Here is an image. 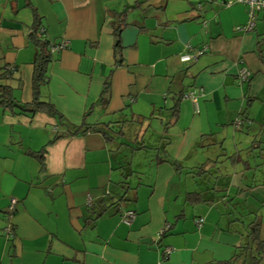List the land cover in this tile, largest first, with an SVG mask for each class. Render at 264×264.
Masks as SVG:
<instances>
[{
  "label": "crops",
  "instance_id": "1",
  "mask_svg": "<svg viewBox=\"0 0 264 264\" xmlns=\"http://www.w3.org/2000/svg\"><path fill=\"white\" fill-rule=\"evenodd\" d=\"M222 1L29 0L46 38L68 42L40 88L61 119L0 106V264H250L251 223L264 242V14L241 32L247 6ZM27 3L0 0V59L21 104L36 55ZM188 45L209 49L186 64ZM243 67L252 77L240 85ZM199 89L196 113L184 95ZM239 117L251 124L235 129Z\"/></svg>",
  "mask_w": 264,
  "mask_h": 264
},
{
  "label": "trees",
  "instance_id": "2",
  "mask_svg": "<svg viewBox=\"0 0 264 264\" xmlns=\"http://www.w3.org/2000/svg\"><path fill=\"white\" fill-rule=\"evenodd\" d=\"M139 5L141 4H137L133 7V9L137 8ZM27 7H30L34 14V24L31 28V33L29 34L30 42L34 45L36 49L33 72V100L29 104H21L16 100V98L14 97V89L9 84V81L12 77V73L8 70V67H10V65H2V59H0V106L18 114L34 115L38 112H44L51 116L59 117L61 119L60 114L56 111V109L51 103L41 100L40 88L48 81V69L52 60V43L46 38V31L45 33H41V30H45V28L42 27L38 12L32 6L29 0L27 3ZM128 11L121 15L119 25L115 28L114 31V34L116 36V51L121 57V52L123 50V46L121 44V32L128 25ZM109 89L110 83L107 82L106 87L104 89V104H107L109 101ZM173 113L174 116L177 118L179 114V104L176 105L173 110ZM57 138L58 137H56V139ZM53 142L54 141H51L50 143ZM35 157H37L42 162V164L44 163L43 152L38 155H35ZM160 161H162V159ZM173 164L176 166V168H180L177 163L173 162ZM204 171L205 168H201L198 175H202ZM194 196H196V200L197 197L200 200V196L198 194H188V199L196 201L194 200ZM242 249L243 252L250 257V264H259L263 261L264 242L260 238L259 223H251L249 225L248 243L244 245Z\"/></svg>",
  "mask_w": 264,
  "mask_h": 264
},
{
  "label": "built area",
  "instance_id": "3",
  "mask_svg": "<svg viewBox=\"0 0 264 264\" xmlns=\"http://www.w3.org/2000/svg\"><path fill=\"white\" fill-rule=\"evenodd\" d=\"M223 5L226 7H230L233 4H244L248 8V21L244 26L238 27L237 30L241 32H252L256 28L257 21L259 20L260 14H264V0H223ZM201 6H199V9ZM41 33H45V30L42 29ZM68 45V42H61L59 44L52 43L51 47V53H54L56 51H60L62 49H65ZM208 46H204L201 49H195L193 46L188 45L187 46V52L181 57L182 63H195L199 60L201 56H203L208 51ZM8 70L13 73L15 72V68L13 66L8 67ZM252 77V72L247 67H243L239 70L237 75L238 83L241 85L243 83L249 82ZM204 93L202 89H199V94H196L193 91H189L184 95V98L187 100H190L194 107L196 113L200 112V106H199V98L203 97ZM244 123L251 124L250 121H244L241 117L237 118L234 122V128L237 130H240ZM93 203V199L89 196L87 200V204L91 206ZM18 204V201L16 199H12L10 202L9 207L6 210V219L8 220V225L5 228L6 236L9 238L14 237V223L13 219L16 215V206ZM136 218V213L131 210H125L122 212V222L126 225H131L132 222ZM204 220L199 219L197 220V226L198 228H201L203 225ZM171 229L170 224H166L164 228L160 231L158 238L161 239L165 234L169 232ZM174 248L172 247H166L164 248L163 252L166 255H169L172 253Z\"/></svg>",
  "mask_w": 264,
  "mask_h": 264
},
{
  "label": "rangeland",
  "instance_id": "4",
  "mask_svg": "<svg viewBox=\"0 0 264 264\" xmlns=\"http://www.w3.org/2000/svg\"><path fill=\"white\" fill-rule=\"evenodd\" d=\"M201 6V5H200Z\"/></svg>",
  "mask_w": 264,
  "mask_h": 264
}]
</instances>
